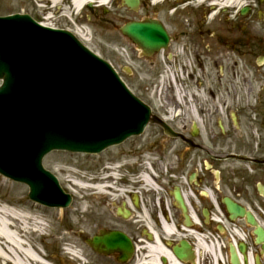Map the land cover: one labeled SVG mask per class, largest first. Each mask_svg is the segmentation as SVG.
Wrapping results in <instances>:
<instances>
[{"label":"flooded vegetation","instance_id":"obj_1","mask_svg":"<svg viewBox=\"0 0 264 264\" xmlns=\"http://www.w3.org/2000/svg\"><path fill=\"white\" fill-rule=\"evenodd\" d=\"M106 5L109 9L90 2L89 11L103 12H92L90 22L117 29L124 53L128 50L136 64L135 94L151 108L155 123L121 145L140 154L137 164L117 166L118 179L111 171L90 179V187H107L112 195L91 191L90 235L70 228L82 246L74 249L73 236L61 240V255H73L64 260L173 264L169 253L185 243L189 263L184 264H214V254L217 264L223 254L229 258L225 264H232L227 237L233 233L244 237L264 264V243L257 244L248 222L250 216L264 230V0ZM131 23L153 27L155 44L133 43L121 30ZM227 199L244 209V217L232 219ZM113 232L124 234L131 247L107 252L91 245Z\"/></svg>","mask_w":264,"mask_h":264},{"label":"water","instance_id":"obj_2","mask_svg":"<svg viewBox=\"0 0 264 264\" xmlns=\"http://www.w3.org/2000/svg\"><path fill=\"white\" fill-rule=\"evenodd\" d=\"M131 5V4H130ZM130 24L124 34L153 46V27ZM147 29V30H146ZM0 174L30 188L29 198L51 208H67L72 197L43 166L53 151L99 154L138 136L151 110L114 68L66 31L44 28L29 16L0 18ZM229 211L245 212L228 201ZM250 224L256 222L249 216ZM258 243L264 231L257 226ZM106 250L131 247L123 234L95 240ZM90 244V241H89ZM98 246V245H97ZM241 253L246 247L240 245ZM183 259L185 249H175ZM233 264L239 263L231 248ZM247 264V256H244Z\"/></svg>","mask_w":264,"mask_h":264},{"label":"rangeland","instance_id":"obj_3","mask_svg":"<svg viewBox=\"0 0 264 264\" xmlns=\"http://www.w3.org/2000/svg\"><path fill=\"white\" fill-rule=\"evenodd\" d=\"M87 9L85 8L82 14H77L70 11L68 6L58 10L47 2L37 4L35 0H0V16L28 14L36 21L53 28H56L61 22L60 28L62 29H69L72 32L83 30L85 38L82 41L84 44L110 62L130 89L136 93L139 89L136 75H127L128 68L134 69L136 64L128 59L130 55L128 50L124 53L122 47L126 49V46L122 44L116 33L117 29L115 27L109 29L110 27L104 24H96L94 20L90 22L88 16L94 12L92 11L94 9L90 11ZM65 12L67 13L65 14ZM94 13L99 16L103 15L102 8ZM49 16L51 19L47 21L46 18ZM118 27L119 25L116 26V28ZM140 157V154L129 145L113 147L99 155L53 152L44 159V166L59 178L67 192L74 195V203L71 208L62 211L51 210L33 203L28 198L29 189L27 186L15 183L1 175L0 206L7 205L19 213L22 212L30 216L32 229L24 238L27 239L30 247H33L49 264H72L69 259H66L68 261L66 262L64 256L73 255L70 253L61 255L60 241L75 240L78 243L74 248L76 250L82 246V242L70 234V228L82 229L85 234L90 235V198L94 195L91 191L95 190L90 188V179L102 174L107 175L108 168L112 166L116 169H110L111 171H118L121 174L117 166H129L128 164L134 166L139 162ZM127 178L128 176L124 180L126 181ZM77 183H81L83 186ZM96 190L98 195H112ZM38 223L40 228L36 227ZM72 236L73 238L70 239ZM80 264H85V262L80 261Z\"/></svg>","mask_w":264,"mask_h":264},{"label":"bare ground","instance_id":"obj_4","mask_svg":"<svg viewBox=\"0 0 264 264\" xmlns=\"http://www.w3.org/2000/svg\"><path fill=\"white\" fill-rule=\"evenodd\" d=\"M37 4L47 2L51 6L62 10L68 6L70 11L82 14L90 2L96 1L102 5L110 0H35ZM65 5V7H64ZM64 7V8H63ZM67 12H65L66 14ZM51 17H47L49 21ZM84 40V31L76 32ZM82 185L81 183H77ZM103 192L102 187L98 188ZM32 223L29 215L18 212L17 210L6 206H0V264H49L41 255L30 247L25 235L32 229ZM40 228L39 223L36 226ZM78 257V256H77ZM79 258V257H78Z\"/></svg>","mask_w":264,"mask_h":264}]
</instances>
